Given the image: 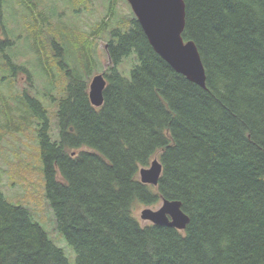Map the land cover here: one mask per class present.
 Instances as JSON below:
<instances>
[{
	"label": "trees",
	"instance_id": "1",
	"mask_svg": "<svg viewBox=\"0 0 264 264\" xmlns=\"http://www.w3.org/2000/svg\"><path fill=\"white\" fill-rule=\"evenodd\" d=\"M44 1L0 0L1 101L5 125L35 138L44 197L76 262L0 186V264H264V0H184L182 35L205 87L162 58L118 0L87 29L60 3L76 17L95 0ZM98 71L101 106L89 96ZM154 158L158 184L143 183ZM163 199L181 201L185 229L135 215Z\"/></svg>",
	"mask_w": 264,
	"mask_h": 264
},
{
	"label": "rangeland",
	"instance_id": "2",
	"mask_svg": "<svg viewBox=\"0 0 264 264\" xmlns=\"http://www.w3.org/2000/svg\"><path fill=\"white\" fill-rule=\"evenodd\" d=\"M63 1V0H62ZM52 0H45V5H51ZM60 3L59 11L66 22L87 29L96 19L100 18L106 9L104 0H95L92 3V11H83L79 16L74 17L69 7ZM128 0H118L117 8L120 13L130 11ZM9 26L17 25L12 22L10 17ZM0 35L4 37V31L0 25ZM97 46L98 57L102 67L108 64V59L104 51V41L99 39ZM19 49L25 50V44L20 45ZM28 59L24 52L20 55L21 61ZM98 73H101L98 71ZM97 74V73H96ZM26 80L25 76L20 78L21 85ZM15 91V90H14ZM7 90L0 92V186L4 193L14 201L23 202L28 205L36 214V220L41 223L48 231L49 235L57 245H59L67 255L68 259L75 263L76 253L74 248L67 242L63 234L55 228L54 210L47 206L44 197L43 181L39 172L38 152L35 138L31 131L15 132L12 125H5L6 114L10 111L8 103L1 101V96ZM12 124V123H11ZM162 201L156 204H140L135 207V215L142 224H148L150 221L141 219V211L150 207L157 209L161 206Z\"/></svg>",
	"mask_w": 264,
	"mask_h": 264
},
{
	"label": "water",
	"instance_id": "3",
	"mask_svg": "<svg viewBox=\"0 0 264 264\" xmlns=\"http://www.w3.org/2000/svg\"><path fill=\"white\" fill-rule=\"evenodd\" d=\"M150 44L176 71L189 80L206 86V72L199 50L194 41H185L186 23L184 0H128ZM107 80L103 73L95 74L90 82L89 96L95 106L104 102L103 91ZM163 170L162 163L154 158L139 171L141 182L157 185ZM141 219L158 225L185 229L190 218L183 211L179 200L163 199L159 208L146 207Z\"/></svg>",
	"mask_w": 264,
	"mask_h": 264
}]
</instances>
